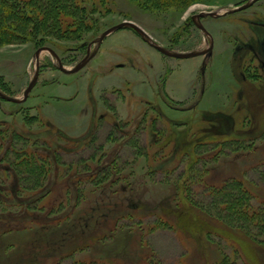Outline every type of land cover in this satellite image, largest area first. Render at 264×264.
<instances>
[{
    "label": "rangeland",
    "instance_id": "374dc122",
    "mask_svg": "<svg viewBox=\"0 0 264 264\" xmlns=\"http://www.w3.org/2000/svg\"><path fill=\"white\" fill-rule=\"evenodd\" d=\"M83 1L86 12L58 6L74 23L53 15L32 36L31 2L0 0V16L23 27L0 41V132L15 129L50 161L44 190L21 200L14 169L1 162L8 139L0 141V264H247L229 239L186 236L185 213L170 209L184 182L212 230L252 236L228 221L216 190L253 181L254 205L264 204V0H94L95 12L93 0ZM122 22L171 53L209 48L201 25L211 50L168 57L124 27L100 40ZM41 46L58 58L36 56ZM84 58L74 73L58 67ZM181 139L190 142L186 151Z\"/></svg>",
    "mask_w": 264,
    "mask_h": 264
},
{
    "label": "trees",
    "instance_id": "16d2710c",
    "mask_svg": "<svg viewBox=\"0 0 264 264\" xmlns=\"http://www.w3.org/2000/svg\"><path fill=\"white\" fill-rule=\"evenodd\" d=\"M24 2H31V15L33 16L34 29H32V36H36L39 33L40 29L46 27V18L49 23H51V18L54 15L56 22H61L62 24H67L70 21H73L74 18L70 16H60L58 12V6H71L73 10H77L79 12H86L87 5L83 0H71V4L68 2H63L61 4L57 3L56 0H52L49 3L41 0H21ZM67 1V0H66ZM147 4L153 6L154 1L156 2H172V0H143ZM182 2V0H181ZM4 13L5 15L13 13V5L9 3H5ZM164 3V4H165ZM96 5L93 0V4L91 5L92 10L95 12ZM58 14V15H57ZM49 16V17H48ZM77 22V21H75ZM74 23V21H73ZM51 27V24H49ZM59 24H57L58 26ZM23 28L15 23L14 19H9L4 15L0 16V41L3 39L12 40V37L15 36L12 28ZM19 26V27H17ZM60 26V25H59ZM49 27V26H48ZM55 32L58 31L60 27H56V24L53 26ZM129 29V28H128ZM26 33H31L29 26L24 30ZM39 31V32H38ZM138 34V33H137ZM45 36V35H44ZM139 37H141L138 34ZM42 39H34L35 44H40ZM8 145L4 156L2 157L1 162H5L8 166L12 167L17 175V196L24 201L29 200L31 197L40 193L44 190L46 183L48 181L49 173H50V161L49 157L45 154H38L34 151H31L27 148V137L17 132L15 129L12 131H5L3 133L0 132V141H7ZM10 139V140H9ZM20 144L17 148L16 144ZM190 142L187 140H180V147L186 151V149L190 148ZM200 145L205 144V142L199 143ZM16 145V146H15ZM206 145V144H205ZM192 147V146H191ZM182 155V153H180ZM56 162L58 161V155L55 154ZM64 165H67L64 163ZM21 169V170H20ZM33 174V177L29 175ZM264 176V174L262 175ZM188 177V174L187 176ZM255 185L253 181L249 183H245L241 180H233V181H225L222 187L218 188L217 194L222 196L219 200L222 201L223 210H227L226 218L232 224H236L238 226H242L244 229L248 230V234L252 235L248 238L239 237L237 235H231L227 233H218L214 229L208 226V217L204 213L197 212L196 208H201V205H198L193 202L192 199L186 196L184 192V182L178 189V194L176 197L177 208H171L170 214L174 215L176 212L178 217H180V213H185V219L181 220V228L184 229L186 236H190L195 239H200L204 235H217L218 237L229 239L233 250V253L243 254L247 264H262L264 259H261L257 256L256 249L264 251V204L260 207H255L254 200H257L254 192L250 188V186ZM232 192H235V196L233 200L230 199ZM48 192L42 194L40 197H37L31 200L32 203H28V208L31 204L35 202L38 203L46 196ZM217 197V196H216ZM214 202V201H213ZM231 206V207H230ZM230 207V208H229ZM229 209V210H228ZM203 212V210H199ZM131 216V215H130ZM206 216V217H205ZM175 217V216H172ZM187 217V218H186ZM56 221V220H55ZM53 221V222H55ZM57 223V222H55ZM54 224V223H52ZM183 230V231H184ZM251 231V232H250ZM255 231L257 233L255 234ZM254 232V233H252ZM236 246H235V244ZM235 246V251H234ZM224 257L222 261H225ZM233 258H235L233 256ZM228 261V260H227ZM234 263V262H232ZM230 263V264H232ZM229 264V263H226Z\"/></svg>",
    "mask_w": 264,
    "mask_h": 264
},
{
    "label": "water",
    "instance_id": "95a60500",
    "mask_svg": "<svg viewBox=\"0 0 264 264\" xmlns=\"http://www.w3.org/2000/svg\"><path fill=\"white\" fill-rule=\"evenodd\" d=\"M255 1V0H252L251 3ZM242 7L240 8H237L235 10H232L230 12H235V11H238V10H241ZM130 28V29H133L135 30L142 38L144 39H147V36L145 34H143V32L137 28L136 26H134L133 24L131 23H128V22H122V23H119V24H116L114 26H112L109 30L105 31L100 40H102V38L107 35V33L113 31V30H116V29H121V28ZM99 40V41H100ZM148 40V39H147ZM149 44L155 48L156 50H158L160 53L164 54V55H167V56H170V57H175V58H187V57H190L192 55H195L196 53L194 52H188V53H171V52H168L166 50H164L163 48H161L160 46L156 45V44H153L151 42H149ZM41 51H48L49 53H51L55 58H58L57 57V54L55 53V51L50 48L49 46H41V47H38L35 51V55L38 56L39 52ZM202 53V52H201ZM86 58H84L80 63H78L76 66H74L73 68L69 69V70H66L64 69L61 64L58 65L59 69L64 72V73H67V74H71V73H74L76 71H78L82 64L84 63ZM262 66L264 68V64L262 63ZM37 74H38V67H37V70L35 72V75H34V78L30 81V83L27 85L25 91H24V94H23V99H25V97L27 96V93L29 92V90L31 89V87L33 86L35 80H36V77H37ZM1 96V95H0ZM11 101H15V100H11Z\"/></svg>",
    "mask_w": 264,
    "mask_h": 264
},
{
    "label": "flooded vegetation",
    "instance_id": "af4514ba",
    "mask_svg": "<svg viewBox=\"0 0 264 264\" xmlns=\"http://www.w3.org/2000/svg\"><path fill=\"white\" fill-rule=\"evenodd\" d=\"M255 1H256V0H255ZM255 1H253L252 4H253ZM242 8H244V7H242ZM242 8H241V9H242ZM201 18H202V17H201ZM250 47H251V45L249 46L248 50H250ZM251 48H252V47H251ZM255 53H256V52H255ZM255 57H256L257 60H260V55H259V54H256ZM260 67H261L262 71L264 72V68L262 67V62H261V61H260Z\"/></svg>",
    "mask_w": 264,
    "mask_h": 264
},
{
    "label": "crops",
    "instance_id": "0c3cea01",
    "mask_svg": "<svg viewBox=\"0 0 264 264\" xmlns=\"http://www.w3.org/2000/svg\"><path fill=\"white\" fill-rule=\"evenodd\" d=\"M115 31H117V30H115ZM115 31H113V32H115ZM113 32H111V33H113ZM111 33H110V34H111ZM110 34H109V35H110ZM141 40H143V39H141ZM143 41H144V40H143ZM143 43L146 44L147 42L144 41ZM147 45H148V43H147ZM149 47H150V46H149ZM196 72H197V70H196ZM193 87H194V84H193ZM172 98H173V97H172ZM173 99L176 100V101H181L180 99H175V98H173ZM183 100H186V99H183ZM177 103H178V102H177ZM100 260H101V259H99L98 261H100ZM108 260H109V259H108ZM104 261H107V259H105ZM112 261H113V260H112ZM107 262H108V261H107Z\"/></svg>",
    "mask_w": 264,
    "mask_h": 264
},
{
    "label": "bare ground",
    "instance_id": "6f19581e",
    "mask_svg": "<svg viewBox=\"0 0 264 264\" xmlns=\"http://www.w3.org/2000/svg\"><path fill=\"white\" fill-rule=\"evenodd\" d=\"M255 42L256 43H259L260 42V39L259 38H257L256 40H255ZM262 90V89H261ZM263 92H262V94H264V90H262Z\"/></svg>",
    "mask_w": 264,
    "mask_h": 264
}]
</instances>
